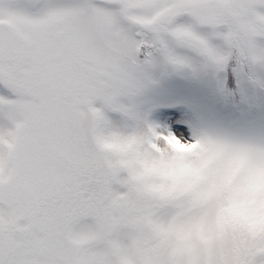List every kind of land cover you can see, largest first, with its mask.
Segmentation results:
<instances>
[{
  "label": "snow or ice",
  "instance_id": "obj_1",
  "mask_svg": "<svg viewBox=\"0 0 264 264\" xmlns=\"http://www.w3.org/2000/svg\"><path fill=\"white\" fill-rule=\"evenodd\" d=\"M0 264H264V0H0Z\"/></svg>",
  "mask_w": 264,
  "mask_h": 264
}]
</instances>
